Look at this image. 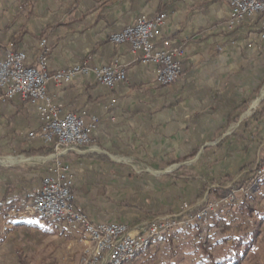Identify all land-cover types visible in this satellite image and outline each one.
<instances>
[{
	"label": "crops",
	"instance_id": "0c3cea01",
	"mask_svg": "<svg viewBox=\"0 0 264 264\" xmlns=\"http://www.w3.org/2000/svg\"><path fill=\"white\" fill-rule=\"evenodd\" d=\"M20 1L0 0V61L15 43V52L33 63L45 39L50 76L75 66L93 69L116 56L125 65V80L111 88L81 73L46 85L49 94L59 96L64 112L85 110L86 121L90 114L98 118L90 144L59 157L74 175L73 208L92 224H124L133 233L144 221L194 201L207 181L226 186L230 179H249L250 168L264 164V112L247 119L236 135H224L228 120L248 107L264 84L259 18L228 29V8L221 0H172L162 35L185 55L179 80L163 87L155 69L141 65L128 43L115 50L109 42L138 16L156 14L158 0H29L18 12ZM38 128L20 96L0 101V156L50 159L51 144L27 138ZM191 156L197 159L185 161ZM15 161L0 168V201L14 181L19 190L31 191L53 164ZM7 211H0V251L16 232L43 220L8 217ZM56 231H62L67 248L82 253L76 233Z\"/></svg>",
	"mask_w": 264,
	"mask_h": 264
},
{
	"label": "built area",
	"instance_id": "2783aa9c",
	"mask_svg": "<svg viewBox=\"0 0 264 264\" xmlns=\"http://www.w3.org/2000/svg\"><path fill=\"white\" fill-rule=\"evenodd\" d=\"M228 8L226 28L233 29L246 20L259 18L264 29V0H221ZM166 13L142 14L134 23L126 25L120 32L111 34L109 42L118 50L128 43L137 60L143 66L155 69L160 86L176 83L182 70L185 50L171 46L169 39L162 35V27L167 22ZM264 42V31L259 35ZM39 51L33 63L27 62L26 54L9 50L0 61V101L20 96L37 117L39 128L27 133V138L41 139L53 148V164L49 175L38 187L31 190V203L22 211L10 209L7 216L35 215L48 221L56 230L68 229L78 235V241L86 248L82 264H127L135 260L143 251L178 231V228L201 223L215 213L230 206L231 196L209 203L197 209L177 223L166 218H156L140 227V233H132L124 224H92L83 213L73 208L72 184L74 175L59 157L91 142L96 131L98 118L87 111L64 112L59 96L49 94L46 85L50 79L59 84L76 74L92 76L103 87H113L125 80V65L116 56L106 65L89 69L75 66L50 76L47 71L50 48L45 39L39 42ZM114 102V101H112ZM258 179H264V166L256 171ZM257 180V179H256ZM239 192H244L240 188Z\"/></svg>",
	"mask_w": 264,
	"mask_h": 264
},
{
	"label": "rangeland",
	"instance_id": "374dc122",
	"mask_svg": "<svg viewBox=\"0 0 264 264\" xmlns=\"http://www.w3.org/2000/svg\"><path fill=\"white\" fill-rule=\"evenodd\" d=\"M263 87L264 84L261 90L259 89L248 103V107L243 106L239 109L237 117L228 120L224 131L225 137L236 135L245 121L252 118L256 112H264V97L261 96ZM47 156L39 155L34 158L11 155L0 156V168L10 166L9 162H2V160L8 158L13 160L12 163L16 162L15 160H31L42 166L49 165V161L52 163L53 154L50 159H47ZM196 159L191 156L185 161L193 162ZM263 166L264 164L255 168L251 167L250 169L257 171L258 168ZM169 172H171V169ZM256 179L255 185L260 184L261 189L252 191L244 180V185L241 186L244 190L243 193L239 192L240 188L236 191L233 190L232 183L234 180L232 179L228 180V185L221 187L213 180L207 181L208 183H204L205 185L201 186L203 188L198 191L194 201L190 203L182 202L174 213L156 216L144 221L139 227L156 218H166L180 223L185 217L194 215L197 209L231 196L233 202L230 206L218 211L214 214L215 216L212 215L214 216L212 219L197 225L202 228L201 236L203 238L207 237L205 246L218 257L240 255L239 264H264V180L258 179L257 174ZM222 189L228 190V195L218 197L215 191H221ZM246 206L251 208L252 211L249 212ZM189 227L180 226L176 233L155 243L152 249L143 251L135 260L127 264H200L202 259L197 249L199 240L196 237L195 227ZM255 230L258 231V234L255 237L252 248L245 255H242V246L250 241L249 235ZM60 232L62 231H56L48 221L44 220L40 222L38 227L26 226L25 229L16 232L7 241L6 246L0 251V262L2 263L3 261L6 264H82L86 248L83 247L82 253L73 252L75 247L67 248L65 241L60 238ZM140 232L141 230L138 229L133 233ZM241 237H244V241L241 246L237 247L239 244L238 240ZM168 239L172 242L171 247L168 245ZM222 239L226 241L224 244L218 242ZM79 243L83 246L81 242ZM171 250L174 252H171ZM170 252L176 255L170 258Z\"/></svg>",
	"mask_w": 264,
	"mask_h": 264
},
{
	"label": "trees",
	"instance_id": "16d2710c",
	"mask_svg": "<svg viewBox=\"0 0 264 264\" xmlns=\"http://www.w3.org/2000/svg\"><path fill=\"white\" fill-rule=\"evenodd\" d=\"M29 2V0H21L20 2H18V8H20L18 10V12L23 11V7L25 6V4H27ZM171 2L172 0H158L159 6H158V10L157 13H166L169 14L170 13V9H171ZM13 48H14V52H15V46L16 44L13 43ZM41 152V151H39ZM38 150L37 151H31L28 152L29 155L34 156L36 154L39 153ZM262 164H259L258 166H260ZM252 176L249 179H246L245 184H247L249 186V189H251L252 191L256 189V170L251 171ZM244 183V180L242 181H236L234 183H232V188L233 190H238L239 188H241L242 185ZM218 197H223L225 195H228V190H224L222 189L221 191L216 190L215 191ZM31 191H22L19 190L17 187V182L14 181L13 183H11L10 185H8L4 195L1 198L0 201V211H3L5 209H15L16 211L20 212L24 209V207H26L27 205H29L31 203ZM247 210L249 212L252 211L251 208H249L248 206H246ZM215 216V215H214ZM214 216H211L207 219H205L204 221H207L209 219H212ZM204 221H202L200 224H202ZM199 223L193 224L191 225L189 228L191 227H195L196 230V237L198 238V245H197V249L200 253V257L202 259V262L200 264H239V260H240V255L238 254H234L232 256H222V257H218L217 255H215L214 253H212L209 248H207L205 246L206 244V238L207 237H202L201 236V232H202V228L197 226L200 225ZM258 231L255 230L253 233H251L249 235L250 237V241H248L247 243H245L242 248V255H245L253 246L255 237L257 236ZM168 241V245L171 247L172 246V242L170 241V239L167 240ZM239 244L238 246H241V244L244 241V237H241L239 240ZM218 242H221L222 244H224L226 241L225 239L219 240ZM171 252H174L173 250H171ZM169 253V257H174L176 254L175 253ZM190 264V263H188Z\"/></svg>",
	"mask_w": 264,
	"mask_h": 264
},
{
	"label": "bare ground",
	"instance_id": "6f19581e",
	"mask_svg": "<svg viewBox=\"0 0 264 264\" xmlns=\"http://www.w3.org/2000/svg\"><path fill=\"white\" fill-rule=\"evenodd\" d=\"M262 97H264V90L262 91ZM3 161H7V162H10V163H12L13 162V160L12 159H10V158H8V159H5V160H2V162ZM261 180H264V179H261ZM257 182V181H256Z\"/></svg>",
	"mask_w": 264,
	"mask_h": 264
},
{
	"label": "water",
	"instance_id": "95a60500",
	"mask_svg": "<svg viewBox=\"0 0 264 264\" xmlns=\"http://www.w3.org/2000/svg\"><path fill=\"white\" fill-rule=\"evenodd\" d=\"M263 90H264V87H263Z\"/></svg>",
	"mask_w": 264,
	"mask_h": 264
}]
</instances>
